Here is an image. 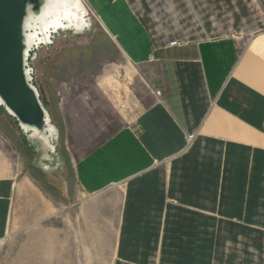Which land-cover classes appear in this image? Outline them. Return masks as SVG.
<instances>
[{
	"label": "crops",
	"instance_id": "1",
	"mask_svg": "<svg viewBox=\"0 0 264 264\" xmlns=\"http://www.w3.org/2000/svg\"><path fill=\"white\" fill-rule=\"evenodd\" d=\"M84 1L149 81L72 165L80 190H119L112 264H264V0ZM84 116L82 134L103 129ZM13 188L0 175V239Z\"/></svg>",
	"mask_w": 264,
	"mask_h": 264
},
{
	"label": "rangeland",
	"instance_id": "2",
	"mask_svg": "<svg viewBox=\"0 0 264 264\" xmlns=\"http://www.w3.org/2000/svg\"><path fill=\"white\" fill-rule=\"evenodd\" d=\"M81 21L63 20L29 51L32 83L58 131L49 141L53 147L29 143L0 106V175L14 178L0 264L113 263L119 190H80L72 165L125 122L127 112L130 117L148 103L149 81L143 67L121 55L89 6ZM105 98L119 116L107 112ZM87 106L104 112V126L84 135L79 122Z\"/></svg>",
	"mask_w": 264,
	"mask_h": 264
},
{
	"label": "water",
	"instance_id": "3",
	"mask_svg": "<svg viewBox=\"0 0 264 264\" xmlns=\"http://www.w3.org/2000/svg\"><path fill=\"white\" fill-rule=\"evenodd\" d=\"M80 0H0V106L17 122L29 143H37L35 133L44 139L57 138L36 87L32 83L29 51L49 39L50 32L64 22L77 26L86 9ZM47 21L43 33L39 28ZM35 33V35H34Z\"/></svg>",
	"mask_w": 264,
	"mask_h": 264
},
{
	"label": "bare ground",
	"instance_id": "4",
	"mask_svg": "<svg viewBox=\"0 0 264 264\" xmlns=\"http://www.w3.org/2000/svg\"><path fill=\"white\" fill-rule=\"evenodd\" d=\"M77 6L80 7V8H84V9H86V6L88 7V5L85 3L84 0H80V2H78ZM47 25H48V22H47V21H44V22L41 24V26H40V28H39V30H40L41 33H43V32L45 31V29L47 28ZM34 35H35V33H34ZM31 136H33V137L36 139L37 142H40V143H41V141L45 142L44 139L40 138V137H39L37 134H35V133L31 134ZM45 143H46V142H45Z\"/></svg>",
	"mask_w": 264,
	"mask_h": 264
},
{
	"label": "built area",
	"instance_id": "5",
	"mask_svg": "<svg viewBox=\"0 0 264 264\" xmlns=\"http://www.w3.org/2000/svg\"><path fill=\"white\" fill-rule=\"evenodd\" d=\"M178 44H179V43L176 42V41L171 42V45H172V46H176V45H178ZM156 93L159 94V91H156ZM187 137H188V143H189V142L192 140L193 135H188Z\"/></svg>",
	"mask_w": 264,
	"mask_h": 264
}]
</instances>
